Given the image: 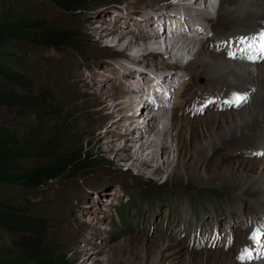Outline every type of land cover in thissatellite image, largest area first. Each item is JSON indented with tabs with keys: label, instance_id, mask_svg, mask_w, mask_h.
I'll return each mask as SVG.
<instances>
[{
	"label": "rangeland",
	"instance_id": "rangeland-1",
	"mask_svg": "<svg viewBox=\"0 0 264 264\" xmlns=\"http://www.w3.org/2000/svg\"><path fill=\"white\" fill-rule=\"evenodd\" d=\"M118 1L86 0L85 8L75 14H65L48 0H0V20L3 17L31 16L43 22L46 29L68 30L75 34L77 43L71 47L64 46L61 51L7 42L0 47V70L14 72L29 81L31 95L52 94L53 115L42 121L44 136L61 129L64 142L80 143L84 140L87 155L102 162L101 167L90 174L64 175L39 188L0 184V207L38 217L43 226L40 242L57 257L63 258L64 264H71L73 260L72 239L80 242L82 247L101 249L105 253L96 255L109 264H262L264 255L259 253H264V240L254 250L251 259H240L238 253L246 249L252 229L264 224V192L261 194L249 187L240 190L237 184L243 180L252 182L260 176L264 178V148L245 146L219 150V154L210 151L206 152L202 165L190 168L187 165L190 162L191 136L200 141L197 151L201 152L206 141L215 139L217 131L224 130L225 117L261 109L264 94L259 93L264 89V78L257 74L259 80L255 86L233 89L226 95L223 89L210 87L203 76L198 75L191 80L189 72H184L187 63L195 59V53L187 55V63L177 65L166 62L163 57L140 60V56L129 50L111 48L101 42L98 35L94 37V43L90 42L88 32L97 31L101 26L114 24L119 27L118 32L124 34L121 31L132 27L126 24L128 21L140 18L152 22L161 20L163 13L168 12L169 7H175L179 0ZM215 1L213 17L220 0ZM101 16L111 20L102 22ZM193 18L194 14L192 17L183 16L186 21ZM167 25L166 21L158 24L161 31ZM202 27L209 36L211 30L207 23ZM140 28L146 29L149 35L156 32L154 25H138L137 33ZM194 29H190V37L196 41L195 52L200 46L208 53L231 55L224 48L225 42H206L199 29ZM212 30L218 34L224 32L219 26ZM163 35L161 33L158 38ZM198 39L202 44L197 43ZM238 45L233 52L238 51V60L245 62ZM251 55L256 56L251 61L259 59L258 54ZM134 60L140 62L134 64ZM134 71L139 73L134 75ZM177 75H185L181 79L183 85L177 86L180 81ZM151 78L160 81L162 92L169 93V103L165 108L169 120L174 117L176 121L170 133H178L182 146L180 157L172 152V164L159 180L140 175L128 165H122L118 172L110 164L114 160L112 154L103 159L97 149L92 148L102 120L101 96L118 93L122 81L127 88L142 84L140 87L147 96L143 101L151 103L156 96L149 91ZM133 81L136 83L132 84ZM5 87L8 84L0 81V88ZM236 95L246 96L247 100L239 106L230 104ZM140 105L138 107H142ZM141 113L143 111L132 118L136 121L133 123L136 129L141 125L138 123ZM261 116L264 119V113ZM34 119L31 116L18 117L3 126L21 135L30 128L27 122ZM263 130L253 128L252 137L257 138ZM136 132L132 133V141L137 140ZM173 148L176 149L175 146ZM223 152L226 157L221 154ZM147 155L148 151H145L143 158L147 159ZM212 159H215L216 170L220 171L216 178V174L211 173L213 169L205 168ZM40 163L31 158H21L5 168L20 172ZM17 237L0 231V256L19 255ZM92 259L88 257L85 262L92 264Z\"/></svg>",
	"mask_w": 264,
	"mask_h": 264
},
{
	"label": "bare ground",
	"instance_id": "bare-ground-1",
	"mask_svg": "<svg viewBox=\"0 0 264 264\" xmlns=\"http://www.w3.org/2000/svg\"><path fill=\"white\" fill-rule=\"evenodd\" d=\"M134 2L139 3L138 0ZM215 3V0H179L175 7L173 5L168 8V12L163 13L164 17L161 20H153L154 24H152V21L140 18L132 22L128 21L126 24H131L132 27L130 26L129 30L121 31L124 34H120L118 32L119 27L112 24L110 27L101 26V29L98 27L97 31L88 32L87 35L92 43H94L98 35L100 36L98 39L103 43H107L111 48L129 50L133 54L136 53V56H140V60L149 57H163L166 62L179 65L184 62L187 63L185 61L187 55L195 53V59L187 63L188 66L184 68V72H189L188 75H190L191 80L198 75L200 77L203 76L207 83L212 85L210 87L216 90L223 89L225 94L228 95L233 89L255 86L256 81L259 80L257 74L264 78V60L251 61L248 57L253 53L244 51L245 46L241 44L238 45V49L242 50L243 57L246 58L244 59L245 62L238 60V51L233 52V49L237 48V41L240 36H252L264 30V0H220L216 16L213 17L212 10H214ZM192 14L199 20L195 18L189 21L183 20L184 15H191L192 17ZM100 20L107 22L111 19H104L101 16ZM160 21H166L168 24L162 31L158 26ZM204 23L211 24V27L209 26L211 29L216 26L224 29V32H221L222 35L216 32L213 33V37H216L221 43L225 42L223 43L226 45L224 48L226 52L227 50L230 51L231 55L218 54V52L208 53L201 48H198L195 52L196 41L190 37L192 36L190 29H194V27L202 28ZM138 25L145 27L154 25L156 32L149 35L146 33V29L140 28L137 33L136 26ZM141 31L143 32L139 33ZM161 33L164 35L158 38ZM205 39L207 40V38ZM203 45H205V42ZM233 53L235 54L234 56L232 55ZM138 62L140 61H133L134 64ZM138 73V71H134L132 74L137 75ZM184 76L177 75V78L180 77L179 80H181ZM150 81L149 91L156 95L155 100L151 103L144 101L146 104H141L142 107H138L140 99L144 95L146 96L145 90L140 87L142 84L135 86V88H127L123 86L125 82L121 81L120 84L122 86L118 93L101 96L99 104L102 106L100 111L102 120L94 135L95 141L92 148L95 147L103 159L108 154H112L114 160L110 164L118 172L121 171L122 165H128L136 169L140 175L148 178L155 177L159 180L172 164V152L175 151L180 157L182 146L178 133L175 135L170 133L171 129L175 127L176 121L174 117L169 120L168 110L165 108L166 104L169 103V93L167 91L162 92V84L157 79L151 78ZM131 83L135 84L136 82L133 81ZM137 83L139 84V82ZM158 89H160L159 92L157 91ZM262 93L264 94V89L259 94ZM141 111L143 113H141L142 117L140 119L144 117L143 114L146 112L147 121H140L141 125H139V129H136L133 125L136 121L132 118ZM262 113H264V99L262 100L261 109H254L248 113L249 115L237 114L235 117H225L223 119L224 130L217 131L215 139L206 141L201 152L197 151L200 141L196 136H191L189 144L190 162L187 167L202 165L203 159L207 155L206 152L210 151L214 154L217 152L219 154V150L240 149L245 146L264 148V130L263 133L258 131L257 138L252 137L253 128L264 129ZM136 130L137 135L135 138L137 140L132 141V133ZM243 140H246V143H243ZM145 151H148L147 159L143 158ZM221 154L226 157L225 152ZM222 159L225 160L224 158ZM205 168L207 170L213 169L211 173L214 172L216 174L215 178L219 177L220 171L215 168V159L209 160ZM262 175H264V170ZM237 185L240 190L249 187L248 189L258 193L262 194L264 192V178L261 176L252 182L240 181ZM71 242L74 253L71 264H87L85 261L88 257L93 258L92 264H109L106 259L101 260L97 256L105 253L98 247H82L80 242H75L73 239ZM93 254L95 255L91 257ZM262 264H264V261Z\"/></svg>",
	"mask_w": 264,
	"mask_h": 264
},
{
	"label": "trees",
	"instance_id": "trees-1",
	"mask_svg": "<svg viewBox=\"0 0 264 264\" xmlns=\"http://www.w3.org/2000/svg\"><path fill=\"white\" fill-rule=\"evenodd\" d=\"M48 1L65 14H75L87 6L86 0ZM44 25L31 16L15 19L3 17L0 20V47L15 41L61 51L64 46L71 47L77 43L73 32L46 29ZM0 81L8 84V87L0 88V184L39 188L64 175L90 174L101 167L102 162L87 155L84 140L80 143L72 140L64 142L61 129L43 135L45 126L42 121L53 115L50 92L31 95L28 91L29 81L7 70H0ZM24 116L35 119L27 122L30 128L23 134L4 128L6 122L9 124L15 118ZM21 158H31L41 163L20 172L5 168ZM41 225L42 221L34 215L0 207V231L18 236L20 252L16 256H0V264H64L63 258L57 257L40 242L43 235Z\"/></svg>",
	"mask_w": 264,
	"mask_h": 264
},
{
	"label": "snow or ice",
	"instance_id": "snow-or-ice-1",
	"mask_svg": "<svg viewBox=\"0 0 264 264\" xmlns=\"http://www.w3.org/2000/svg\"><path fill=\"white\" fill-rule=\"evenodd\" d=\"M237 43L245 46L243 49L244 51L258 54L259 59H264V30H261L256 35L241 37L239 38ZM232 55L234 56L235 54L233 53ZM248 58L254 60L256 56L250 55ZM246 100H247L246 96L236 95L232 98V100L229 103L239 106L241 102H245ZM211 102L212 101H209V103ZM262 236H264V224L259 226L251 234L250 239L255 244H261ZM259 254L264 255V253H259ZM251 258H252V254L247 249H245L243 254L240 256V259H251Z\"/></svg>",
	"mask_w": 264,
	"mask_h": 264
}]
</instances>
